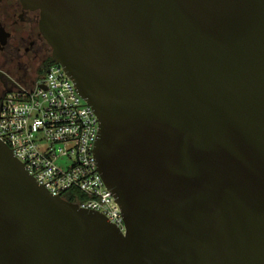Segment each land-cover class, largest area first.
I'll use <instances>...</instances> for the list:
<instances>
[{
	"label": "water",
	"instance_id": "1",
	"mask_svg": "<svg viewBox=\"0 0 264 264\" xmlns=\"http://www.w3.org/2000/svg\"><path fill=\"white\" fill-rule=\"evenodd\" d=\"M100 130L126 232L0 139V264H264V0H21Z\"/></svg>",
	"mask_w": 264,
	"mask_h": 264
},
{
	"label": "built area",
	"instance_id": "2",
	"mask_svg": "<svg viewBox=\"0 0 264 264\" xmlns=\"http://www.w3.org/2000/svg\"><path fill=\"white\" fill-rule=\"evenodd\" d=\"M99 130L94 109L55 61L14 81L0 109V139L39 184L63 198L74 190L80 207L103 213L125 233L121 207L95 158Z\"/></svg>",
	"mask_w": 264,
	"mask_h": 264
},
{
	"label": "flooded vegetation",
	"instance_id": "3",
	"mask_svg": "<svg viewBox=\"0 0 264 264\" xmlns=\"http://www.w3.org/2000/svg\"><path fill=\"white\" fill-rule=\"evenodd\" d=\"M52 48L40 30V11L21 0H0V109L14 81L33 78L50 63Z\"/></svg>",
	"mask_w": 264,
	"mask_h": 264
},
{
	"label": "trees",
	"instance_id": "4",
	"mask_svg": "<svg viewBox=\"0 0 264 264\" xmlns=\"http://www.w3.org/2000/svg\"><path fill=\"white\" fill-rule=\"evenodd\" d=\"M53 58L50 57V63L53 62ZM78 193V192H77ZM65 198L69 201H72V202H78L76 199H75V193H74V190H71L70 192H68L66 195H65Z\"/></svg>",
	"mask_w": 264,
	"mask_h": 264
}]
</instances>
